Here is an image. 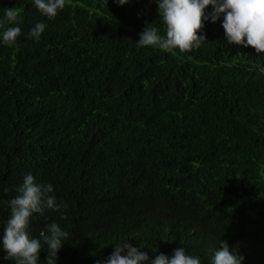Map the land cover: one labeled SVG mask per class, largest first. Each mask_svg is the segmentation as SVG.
<instances>
[{"label":"trees","instance_id":"1","mask_svg":"<svg viewBox=\"0 0 264 264\" xmlns=\"http://www.w3.org/2000/svg\"><path fill=\"white\" fill-rule=\"evenodd\" d=\"M13 7L15 45L2 34L16 25L0 27V264H15L2 222L27 174L67 205L66 219L30 217L38 264L53 222L70 235L55 264H96L123 242L209 264L220 241L264 264V53L228 44L223 14L198 49L137 47L145 27L166 35L156 0H66L52 19L34 0H0V20Z\"/></svg>","mask_w":264,"mask_h":264},{"label":"clouds","instance_id":"2","mask_svg":"<svg viewBox=\"0 0 264 264\" xmlns=\"http://www.w3.org/2000/svg\"><path fill=\"white\" fill-rule=\"evenodd\" d=\"M123 5L128 0H116ZM159 17L166 26V35L158 34L155 27H145L139 34L137 47L153 46L166 52L178 49L187 53L198 49L206 40L198 35L204 27V21L209 17L214 23L223 14L222 28L228 44L252 47L257 54L264 53V0H156ZM66 0H34L35 7L49 19L56 17L63 10ZM212 6V12L205 14V9ZM22 23L21 9L6 8L0 27L5 24L16 25L7 27L2 34L3 44L15 45L21 34L19 25ZM46 24L36 23L30 30V37L39 41ZM264 71V67L260 69ZM9 190L4 189L7 193ZM18 195L7 201L10 218L3 221L4 233L2 246L7 255L4 259L14 260L15 264H38V254L42 251L39 239L31 238L29 234L30 217L34 213L43 215L46 209L60 212V218L66 219L63 209L66 204L58 203L50 184L43 185L35 182L31 174H27L22 185L16 189ZM40 236L47 245L46 264H55L57 253L63 242L70 238L68 232L61 230L57 223L46 226ZM209 264H241L243 256L230 249L226 241H220V247L210 250ZM96 264H201L198 256L188 255L183 247L173 251L171 257L160 253L154 259L141 252L131 242L117 243L112 253L104 261Z\"/></svg>","mask_w":264,"mask_h":264}]
</instances>
